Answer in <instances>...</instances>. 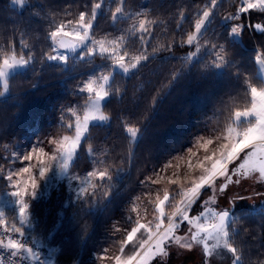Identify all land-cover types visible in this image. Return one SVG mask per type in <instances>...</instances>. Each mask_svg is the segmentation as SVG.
<instances>
[{
    "label": "trees",
    "instance_id": "trees-1",
    "mask_svg": "<svg viewBox=\"0 0 264 264\" xmlns=\"http://www.w3.org/2000/svg\"><path fill=\"white\" fill-rule=\"evenodd\" d=\"M101 1L27 0L18 9L12 0H0V48L6 46L11 52L15 48L17 54L36 58V66L12 78L10 95H0V192L8 188L6 174L17 146L28 144L31 134L40 144L73 136L75 117L70 110L80 116L88 97L79 88L91 73L112 70V59L99 54L67 66L47 59L53 54L49 33L55 22H74L80 12ZM242 4L243 0H216L215 5L212 0H123L121 5V0H104L93 35L117 39L121 53H128V63L136 56L147 59H141L128 75L114 73L104 105L109 121L90 127L71 169L72 174L84 175L100 167L109 172L108 177L96 181L92 192L78 200L72 201L62 184L50 199L32 204L31 233L57 251L59 264H75L83 260L79 254L84 248L95 252L104 246L102 236L119 209L109 192L99 191L141 189L138 185L148 174L206 132L208 125L218 133L225 131L234 121L231 110L251 107L248 85L264 86L257 61L258 50L264 57V31L254 28L256 23L264 26V13L241 14L239 41L230 30L233 20L225 17L235 16ZM118 5L123 15L116 14L114 20ZM205 10L210 12V22L199 34L197 50L195 43L186 41ZM140 20L148 22L147 31L139 30ZM221 50L225 60L216 67ZM228 109L232 116H224ZM125 125L139 128L135 138L126 133ZM255 215L260 220L245 219L232 237L240 264H264V212ZM84 261L92 262L91 256Z\"/></svg>",
    "mask_w": 264,
    "mask_h": 264
},
{
    "label": "snow or ice",
    "instance_id": "snow-or-ice-1",
    "mask_svg": "<svg viewBox=\"0 0 264 264\" xmlns=\"http://www.w3.org/2000/svg\"><path fill=\"white\" fill-rule=\"evenodd\" d=\"M14 2L23 7L27 0H14ZM123 0H121V5ZM212 4H216V0H212ZM118 5L115 8V13L113 14V19L115 20L116 14L123 15V7ZM101 3H95L92 6V14L89 19H86L85 14L81 12L78 18L74 22L75 27L73 30L69 31L66 26L61 23L56 27L54 31L49 33V37L52 41V53L47 56L48 60H60L62 62H67L64 53L67 51H72L77 48H86L84 52L85 56L93 55H108L112 61L113 65H117L124 71H128L130 68H134L140 62L141 59H147L146 55L136 56L132 58V63L126 64L125 57L128 55L127 52H118L117 48L119 46V41H106V40H94L90 31L93 27V21H95L97 16V11L101 9ZM250 10H258L264 13V0H244V3L239 8L238 13L235 16H227L225 19L239 20L241 14L249 12ZM210 12L205 10L203 12V18L198 19L195 24V33L189 34L187 37V44H196L197 50L201 47L199 43V34L202 28L205 26V22H210L209 20ZM147 23L144 20H140L138 28L141 32L147 31ZM154 23V22H152ZM134 28L137 25H133ZM242 28L241 25L236 24L232 29V33L240 34ZM258 30L264 31V26H259ZM89 41L91 44L89 45ZM155 51V49H154ZM82 57V59H84ZM27 60L21 56L19 59L16 58L15 53H13L11 58L5 57L2 62H0V78L4 77L7 70L10 68L24 64ZM216 59L218 63L216 67L223 65L225 60V54L223 50L217 52ZM264 62V58L261 59ZM111 73L102 74L99 78L89 79L82 87L79 88L81 92L88 93L86 107L84 109L83 118L77 114L75 109H71V114L75 117L74 126V136L64 135L60 140H53L52 143L56 145V151L58 155H52L48 157L50 160L54 161L60 159L62 162V167L67 168L69 162L72 160L77 148L79 147L82 138L85 133L88 132L89 125L92 121H107L109 119L108 115L105 114L102 103L104 99L110 94V89L107 87L109 84ZM4 88L7 89V83L4 84ZM119 92V89H116ZM248 91L251 96V107L243 111H235L234 120L236 122V127L229 126L226 130V135L223 136V140L226 141L219 145L218 148L213 149L209 154L210 146L213 145L214 141L209 138L205 139L201 137L202 142L198 143L197 147L203 149L206 153L203 159L199 161L195 166L192 164L191 160L188 161V168L191 170L193 167L199 168L201 170V175L197 179H192L190 181L191 186L186 190H182L181 199L178 204H174L172 207L174 211L171 215L167 216V225L164 224L165 213V203L169 201V193L165 191L162 199L158 198L155 202V211L157 213V223L153 227L151 224L140 223L139 220L136 221V226L132 227L127 233L126 239L123 244H128L134 241L137 234L144 230L147 239H142L139 243V251L134 252L133 255H129L127 259H123L121 256L115 257L116 264H153V261H166L168 256L173 252L172 245L176 244L181 249L191 250L193 244L202 246L204 256L210 257L219 250H226L228 253L232 254L233 260L232 264H240L241 257L238 254V249L234 245L232 239V233L229 230V224L235 222V218L232 216L230 211H215L212 208L205 207L203 211L199 214H191L190 210L193 206L201 199L202 190L205 188L211 189L212 195L209 196L204 204L216 203V194L219 193L223 198L225 203H227V193L229 185L232 183H239L241 177L251 176L254 173H258L259 177L264 180V113L258 111L259 97L264 95V87H256L251 84L248 85ZM3 95V92H0ZM254 117V123L250 118ZM245 118L249 119L247 126L240 130L238 125H240ZM69 128H72L71 123L68 124ZM126 133L135 138L139 128L132 125H125ZM220 139V137H217ZM260 146L257 149V146ZM245 149H257L254 151L247 152L243 158H241V153L245 152ZM39 167V176L43 177L48 170L43 157L47 156V153L43 148L39 149L38 154L34 150ZM89 154H92L91 148H89ZM195 152H189V156H195ZM33 159V155H28L24 157V160L29 161ZM242 159V162L237 163ZM230 165H235L230 167ZM171 167V165H168ZM22 173H28L29 177L26 181L13 182V174L9 173L6 179L12 183V187L15 189L14 195L20 201V215L21 219H26L27 205L24 203L26 196L33 193L37 187V183L34 177L31 175V169L29 167H24ZM109 172L105 169L103 171H92L88 173V177H95L98 180H105L108 177ZM233 177L237 179L233 181ZM222 178L223 183L219 186L217 181ZM170 184H178L179 177L177 179H170L168 181ZM87 185L95 188L96 185L91 184L90 179H86ZM152 183H159V180H153ZM29 187L33 190L29 193ZM87 192V188L84 193ZM107 195V193H105ZM132 211H136L134 207ZM209 215L211 218H209ZM201 217L204 221L201 222ZM3 220L0 219V223ZM184 225L188 231L187 236H180L177 233L180 231L181 226ZM11 231L20 234V229L12 224ZM234 232V229L232 230ZM0 249L7 250L13 257L23 251V246L11 236L5 240L0 239ZM121 253H123L124 248L121 247ZM102 257L101 259H105ZM0 264H3V260L0 259Z\"/></svg>",
    "mask_w": 264,
    "mask_h": 264
},
{
    "label": "rangeland",
    "instance_id": "rangeland-1",
    "mask_svg": "<svg viewBox=\"0 0 264 264\" xmlns=\"http://www.w3.org/2000/svg\"><path fill=\"white\" fill-rule=\"evenodd\" d=\"M103 1L99 3H103ZM218 3V2H217ZM244 3V0H243ZM12 6L18 9H22L19 5H17L14 0H12ZM92 6H88L87 9H83V13L85 14L86 19H89L92 14ZM217 5L215 6L216 9ZM102 7L97 11V16L95 21H93V27L90 31V35L94 40H106L113 41L117 39L107 40L106 38L98 39L93 35L94 27L97 24L98 16L102 12ZM1 13V12H0ZM81 13V12H80ZM249 12H247L248 15ZM2 16V13H1ZM63 23L66 26V29L71 31L75 27V24H70L65 21L55 22L54 28L52 31L56 29L58 25ZM241 25L240 34H233V36L241 40V33L243 32V23L239 20H233V24L231 25V29L236 25ZM230 29V30H231ZM251 33L253 32L252 26L250 25ZM91 41H89V45ZM26 47V46H25ZM122 44L119 42V46L117 48L118 52H121ZM6 46H2L0 48V62H2L3 58L8 57L11 58L13 53L17 59L23 56L26 60L31 57L30 60L26 61L24 64L16 65L9 70H7L4 77L0 78V92H3L2 97H6L10 95L11 91V80L14 76H16L19 72L26 71L29 66H36L35 60L36 58L32 56H26L23 54H17L14 48V51H7ZM86 48H79V51H67L64 53L67 62H62L60 60H50V62L54 61L55 64H63L65 66L68 65L70 61L78 62V61H87L88 59H92L93 56H85L84 52ZM55 54V53H53ZM106 58H110L108 55ZM84 57V59H82ZM264 58L262 52L258 50L257 61L259 64V74L264 80V62H261V59ZM89 61V60H88ZM125 63L130 64V62ZM113 68L111 71H97L98 73H91L84 84L89 79L99 78L102 74L111 73L109 84L107 87L109 88L114 73L119 71L123 74H130L136 67L130 68L128 71H124V69L120 68L117 65H112ZM100 72V73H99ZM7 83V89L4 88V84ZM83 84V85H84ZM264 87V86H263ZM109 95L104 99L102 103V108L104 110V105L108 100ZM250 108V107H249ZM248 109V108H247ZM238 109L231 110L232 114L235 113ZM239 111H243L240 110ZM258 111L264 113V95L259 97L258 102ZM84 112L80 115L81 119L83 118ZM230 110H225L224 116H232ZM250 120L254 123L255 118L252 117ZM109 121H92L89 125L88 132L85 133L84 137L81 140L79 147L77 148L72 160L69 162V166L67 168L62 167V162L60 159L50 160L48 157L52 155H58L56 151V145L52 143L53 140L62 139L61 136L52 138L46 142V144H40L37 141V137L33 134L30 135L31 141L28 144H19L17 149L13 152V164L8 169L6 177L9 173L13 174V182L17 181H26L28 180L29 174L22 173V169L24 167H29L31 169V175L35 178L37 187L33 191L29 187V193L33 191L32 194L28 195L24 199V203L27 205L26 219H21L20 215V201L13 194L15 189L12 187V183L8 180V188L2 190L0 192V219L3 220V226L7 227L10 231L12 228V224H14L17 228L20 229V235L24 237L35 238L39 242L43 243L49 250V255L44 259L42 264H59L56 259L57 251L54 252V248L50 247L45 241H42L39 238H36L34 234H32V230L30 227V217H31V208L32 204L35 201L47 200L51 198V193L56 189H60L62 184L66 185L68 191L66 193L68 196L72 197V201L83 198L87 195V193H91L90 191L93 187L91 185H87L86 179L91 180L92 185H96V181H98L95 177H88V173L92 171H103L100 167H95L90 171L86 172L84 175H75L71 173V169L73 163L75 162L77 153L79 148L83 142V140L87 137L90 127L94 124H105ZM249 123V119L245 118V120L238 125L240 130H243L245 126ZM211 124V123H210ZM229 126L236 127L235 120L230 123ZM227 126V127H229ZM206 128V132H202L194 136L191 142L186 145L184 148L180 149L173 153L163 164L159 165L151 174H148L145 177L144 184H139L141 189L134 191H99L103 193L109 192L111 196L114 197L115 201L113 206L119 209V213L115 214L112 217V224L107 233L102 236L101 242L104 243V246L98 248L97 251L90 252L92 250L88 248H84V251L79 254V256L83 257V260L76 262L75 264H116L115 257L121 256L123 259H127L129 255H133L134 252L139 251V243L142 239H147L146 233L143 229L137 234V237L133 242L128 244H123V241L126 239L127 233L131 230L132 227L136 226V221L139 220L140 223L151 224L153 227L157 223V213L155 211V202L158 198L163 197L165 191L169 193V201L165 203V219L164 224L167 225V216L171 215L174 211L172 207L174 204H178L181 199L182 190H186L191 186L190 181L192 179H197L199 175H201V170L199 168L193 167L191 170L188 168V161L191 160L192 164L195 166L199 161H201L206 155L203 149L197 147L198 143L202 142L200 140L201 137L205 139L211 138L214 143L210 146L209 154L213 149L219 147L220 144L225 143L223 140V136L226 135V130L220 133L216 132V127L209 126ZM74 136V135H73ZM220 137V139H217ZM259 145L257 149H259ZM43 148L47 153L46 157H43L45 160V164L48 167L47 172L43 177L39 176V167L36 155L34 154V150L38 154L39 149ZM253 151V149H245L244 153H241V158L247 153ZM189 152H195L196 155L190 157ZM33 155V159L26 161L24 160L25 156ZM242 162V159L237 163ZM168 165H171L169 167ZM235 165H230V167H234ZM179 177L178 184H170L168 181L170 179H177ZM159 180V183H152L153 180ZM237 178L233 177V181ZM101 181V180H99ZM103 182V181H101ZM223 183L222 178L217 181V185L219 186ZM87 188V192L84 193V190ZM212 195L211 189L205 188L202 190L201 199L197 202L196 205L193 206V209L190 210L191 214H199L204 210L205 207L212 208L215 211H223L228 210L232 213L235 218V222L231 223L229 226L230 233H232V237H234L237 232L241 229L240 224H244L245 219H256L260 220V215H255L256 213L264 212V180L259 177L258 173H254L251 176L241 177L239 183H232L229 185L228 193H227V203H225L224 198L217 193L216 194V203H209L207 205L204 204V201ZM97 199L100 200V196L97 195ZM69 199H67L68 201ZM136 208V211H132L133 208ZM209 218L210 215H209ZM204 221V218L201 217V222ZM234 229V232L232 231ZM239 229V230H238ZM13 232V231H12ZM180 236H187L189 233L186 230L184 225L181 226L180 231L177 233ZM239 234V233H238ZM236 237V236H235ZM75 241V240H73ZM121 247L124 248L123 253H121ZM173 252L168 256L166 261H161V264H232V254L228 253L226 250H219L217 253H214L210 257H205L203 248L200 245L193 244L191 250L181 249L176 244L172 246ZM87 256H91L92 262L86 263L84 259ZM102 257H106L105 259H101ZM260 257V254H259ZM153 264H160V261H153Z\"/></svg>",
    "mask_w": 264,
    "mask_h": 264
},
{
    "label": "built area",
    "instance_id": "built-area-1",
    "mask_svg": "<svg viewBox=\"0 0 264 264\" xmlns=\"http://www.w3.org/2000/svg\"><path fill=\"white\" fill-rule=\"evenodd\" d=\"M16 239L22 246L24 250H27L30 253L36 255H47L48 250L42 245L38 244L33 240L23 239L16 234H13L5 226L0 224V237L7 242L8 237ZM22 252V251H21ZM19 252L16 257L13 259L12 255L5 249H0V259L3 260V263L6 264H34L31 261L24 258Z\"/></svg>",
    "mask_w": 264,
    "mask_h": 264
},
{
    "label": "water",
    "instance_id": "water-1",
    "mask_svg": "<svg viewBox=\"0 0 264 264\" xmlns=\"http://www.w3.org/2000/svg\"><path fill=\"white\" fill-rule=\"evenodd\" d=\"M263 26L262 24H260V23H256V24H254V28H255V30L258 32V33H262L263 31H261V30H258V28H259V26ZM232 214V213H231ZM233 216V215H232ZM231 225V223L229 224V226Z\"/></svg>",
    "mask_w": 264,
    "mask_h": 264
},
{
    "label": "flooded vegetation",
    "instance_id": "flooded-vegetation-1",
    "mask_svg": "<svg viewBox=\"0 0 264 264\" xmlns=\"http://www.w3.org/2000/svg\"><path fill=\"white\" fill-rule=\"evenodd\" d=\"M254 151V150H253Z\"/></svg>",
    "mask_w": 264,
    "mask_h": 264
}]
</instances>
